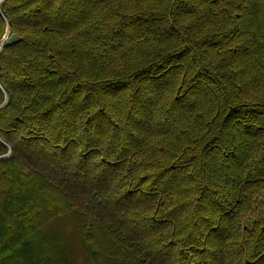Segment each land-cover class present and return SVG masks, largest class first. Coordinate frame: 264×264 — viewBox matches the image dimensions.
<instances>
[{"label":"trees","instance_id":"16d2710c","mask_svg":"<svg viewBox=\"0 0 264 264\" xmlns=\"http://www.w3.org/2000/svg\"><path fill=\"white\" fill-rule=\"evenodd\" d=\"M262 204L264 0H0V264H264Z\"/></svg>","mask_w":264,"mask_h":264},{"label":"rangeland","instance_id":"374dc122","mask_svg":"<svg viewBox=\"0 0 264 264\" xmlns=\"http://www.w3.org/2000/svg\"><path fill=\"white\" fill-rule=\"evenodd\" d=\"M262 205L264 206V204H262ZM261 208H262V207H261ZM258 210H259V209H258ZM256 215H257V216H259V212H258V213H256Z\"/></svg>","mask_w":264,"mask_h":264}]
</instances>
